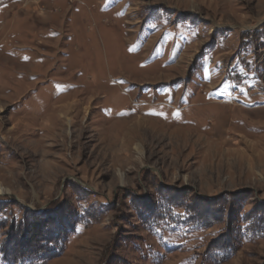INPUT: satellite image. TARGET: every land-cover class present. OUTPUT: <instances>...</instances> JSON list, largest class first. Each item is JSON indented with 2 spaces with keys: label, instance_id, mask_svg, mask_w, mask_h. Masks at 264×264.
I'll use <instances>...</instances> for the list:
<instances>
[{
  "label": "rangeland",
  "instance_id": "374dc122",
  "mask_svg": "<svg viewBox=\"0 0 264 264\" xmlns=\"http://www.w3.org/2000/svg\"><path fill=\"white\" fill-rule=\"evenodd\" d=\"M260 229L264 0H0V264H264Z\"/></svg>",
  "mask_w": 264,
  "mask_h": 264
},
{
  "label": "trees",
  "instance_id": "16d2710c",
  "mask_svg": "<svg viewBox=\"0 0 264 264\" xmlns=\"http://www.w3.org/2000/svg\"><path fill=\"white\" fill-rule=\"evenodd\" d=\"M37 223H38V220L36 219ZM253 225L255 223H252ZM250 224V228L249 229H253V225ZM40 225L39 224H34V222L31 223V228H30V233L37 237H40L41 236V231L38 232V230H42V227L40 228L39 227ZM256 228H254L255 230H252V231H248L246 230L245 234L248 235L250 238V234H256L257 231L256 229L258 230L257 226H255ZM259 231H262L264 233V229H260ZM258 234V233H257ZM45 240V238H44ZM49 241L53 242V240L51 239H48ZM215 250H217V256L219 257H216L217 259L219 260H224L226 258H228L234 251V248L233 246H230V245H223L221 249L219 248H214ZM9 257H12V256H9ZM8 256H5V253H4V256H3V264H33L35 262H38L40 261L42 258L39 257L38 254L36 253H25L24 250L21 251V254L18 255V256H13V258H9ZM16 257V258H15Z\"/></svg>",
  "mask_w": 264,
  "mask_h": 264
}]
</instances>
